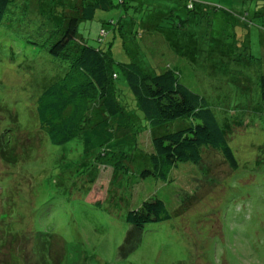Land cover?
I'll return each instance as SVG.
<instances>
[{
    "label": "rangeland",
    "instance_id": "1",
    "mask_svg": "<svg viewBox=\"0 0 264 264\" xmlns=\"http://www.w3.org/2000/svg\"><path fill=\"white\" fill-rule=\"evenodd\" d=\"M21 1L13 0L0 24V152L12 153L11 144L24 136L27 146L14 163L0 159V234L32 240L30 252V243L11 245L12 252L25 253L29 264H264V106L257 89L264 77V34L258 32L264 20L251 17V10V20L231 14L243 13L240 0H197L203 13L171 14L166 9L173 0H133L126 1L127 11L117 5L96 12L78 28V36L96 46L98 23L121 17L124 48L113 45V59L170 67L225 131L234 170L205 150L198 166L177 163L161 180L139 176L150 168L151 138L188 125L186 118L148 127L129 101V119L123 117L129 130L114 132L101 147H84L82 134L52 145L36 130L33 103L66 65L45 52L46 17L26 12ZM68 3L48 6L59 16ZM153 7L165 8L153 18L159 32L134 27L155 14ZM187 15L195 19L183 21ZM179 18L182 27L173 28ZM116 83L125 87L120 78ZM122 94L128 96L127 88ZM95 118L88 123L100 121ZM152 197L163 203L168 220L146 224L130 252L119 250L126 213Z\"/></svg>",
    "mask_w": 264,
    "mask_h": 264
},
{
    "label": "trees",
    "instance_id": "2",
    "mask_svg": "<svg viewBox=\"0 0 264 264\" xmlns=\"http://www.w3.org/2000/svg\"><path fill=\"white\" fill-rule=\"evenodd\" d=\"M50 1H21V6L26 12L46 17L49 24L45 52L51 59L66 65L64 73L57 76L47 88L42 89L33 103L36 130L41 132L50 144L62 145L80 134L84 137V147L110 144L116 135L114 132L120 130V133H123L129 130L130 126L124 123L123 117L129 119L127 114H130V110L125 105L133 101L134 110L141 113L148 127H160L180 118H186L188 121V125L180 129L151 138V152L147 155L150 168L142 169L140 178L150 176L165 180L166 174L177 163L198 166L205 150L216 152L231 171L236 168L234 156L227 145L225 131L219 127L205 100L181 83L176 71L170 67L159 71L148 61L139 63L138 59L124 63L113 59L112 46L117 44L115 46L118 48H124L120 44V31L125 24L121 17H117L115 22L109 18L108 21L98 23L93 38L96 46L88 45L78 36L80 25L91 21L96 12L119 9L117 5H122L127 11L126 3L133 0H69L67 5H61L62 8L57 13L59 16L53 15L54 11L48 6ZM244 1L246 0H240V10L245 14H231H236L241 21L251 20L252 16L264 20V0H247L249 2L246 4ZM12 2L13 0H0V24ZM173 3L166 9L169 14L173 10L203 13V6L201 7L197 0H173ZM164 7H153L155 14L137 22L134 27L159 32L158 18L156 21L153 18L158 17L157 14H161L160 11L164 10ZM247 10H251V17H247ZM132 11H135L134 6ZM236 15L233 17L236 18ZM175 16L178 18L177 14ZM193 19V15H187L183 21L192 22ZM171 25L173 28H181L182 21L179 18L177 23L173 21ZM260 27L262 29H258V32L261 35L264 34V25ZM132 30L129 31L131 35ZM247 31L249 33V30ZM248 38L246 36L245 45L249 51ZM134 47L139 57L144 58L138 46ZM118 78L125 87L116 83ZM257 85L259 99L264 106L263 76L257 78ZM124 88H127L128 96L122 94ZM88 108H91L90 113ZM92 117H99L100 121L91 125L88 122ZM90 125L92 128L87 130ZM25 142V136L23 139H17L16 143L11 144L12 153L1 151L0 159L11 163L20 159L22 152L27 148ZM15 149L20 150V156H16ZM168 218L169 214L163 203L157 198L152 197L141 202L137 208L128 211L123 219L128 231L119 250L130 252L139 241L143 226L166 221ZM31 242L32 240L26 237L0 234V264H29L30 261L25 260L26 254L12 252L11 245L18 247L30 243V252ZM2 251L5 255L1 256ZM38 262L34 261L33 264Z\"/></svg>",
    "mask_w": 264,
    "mask_h": 264
}]
</instances>
